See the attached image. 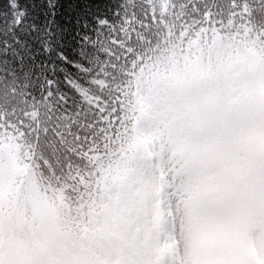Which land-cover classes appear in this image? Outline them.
<instances>
[{
    "label": "trees",
    "instance_id": "16d2710c",
    "mask_svg": "<svg viewBox=\"0 0 264 264\" xmlns=\"http://www.w3.org/2000/svg\"><path fill=\"white\" fill-rule=\"evenodd\" d=\"M121 2L127 5L128 12H132L135 7L133 19L137 25L147 20V27L141 30L145 41L137 44V56L128 61L122 59L115 80L110 82L109 99L120 101L115 105L118 115L111 124L107 122L109 116L100 117L99 113H95V99L88 96L75 98L73 107L82 104L84 108L80 117L73 121L78 127L73 128L72 123L61 113L62 123L57 125L59 132L56 137L52 138L49 135L48 139H44L42 136L38 144L34 131L36 128L44 130L42 123L47 113L33 107V102L26 98L30 90L25 86L26 77L19 76V84L17 77L0 82L7 85V88L0 87V123L5 121L6 115L12 116L15 112L16 115L12 117L18 122L15 126L20 129L18 125L24 121L25 128L30 131L27 134L24 131L22 133L25 138H33L36 142L34 149L29 150V146H24L17 151L18 158L10 159L15 170L12 174L5 175L9 177V186L13 188L9 197L12 200L16 195L20 197L23 194L26 188L24 183L28 179L27 173L31 171L29 153L34 152L60 156L59 169L47 174L36 173L38 185L34 184L37 192H40V189L53 195L59 190L62 191L63 203L55 202L53 204L55 207L62 209L69 207L71 211L82 208V211H86V205L82 206L84 203L98 205L100 202H124L120 194L114 192L117 189V182H120L125 190L130 187V179L121 177V172L137 166V160L134 159L137 151H134V145L142 143L137 135V128L144 121L143 112L135 106V92L139 91L145 106L153 108L152 116L161 122L160 111L170 116L174 107L176 115L180 116L179 107L182 105L180 99L201 112L206 127L204 123L202 126L208 132V143L211 146L208 148V155L209 157L218 155L222 158L219 173L216 175L220 177L219 180L216 179L215 185L218 190L214 195L210 194L209 201L218 202V208L215 205L210 207L213 212L220 213L222 208L219 205L222 200L216 195H220L222 187H226L232 178L229 175V160L233 161L236 169L233 178L237 182L232 187L235 195L243 191L248 180L256 183L258 175L264 176V94L257 96L254 101L248 99L252 107L248 113V120H245L247 118L245 117L242 121L247 127L258 128L259 139L252 140L249 143L250 150L246 151L240 150L236 144L239 135L245 130L238 125L241 121L237 123L238 113L235 111L225 114L208 109L202 103V100L207 101L208 95L201 94L200 85L208 74H213L212 67L224 61L232 73L240 75L239 68L229 59V55H233L236 49L234 44L242 41L238 32L239 27L230 29L226 20L230 12H234L236 16V12L241 11V2L246 3L248 14L245 17H248L253 31L258 34L253 45L257 50H264V0H166L165 8L161 7V0H102L95 4L85 2L84 6L91 8L92 14H100L106 8L115 7L116 3ZM36 6L37 11L28 7L30 16H36L46 10L44 0H36ZM56 11L65 19L80 14L77 0H56ZM240 47L241 49L237 48L239 58L246 63L243 47ZM3 67L5 70H11L12 65ZM262 70L261 76L264 78V65ZM215 77H211L213 82L210 83H214ZM165 82L174 89L182 86L184 89L182 95L179 96L176 90L169 94L164 86ZM13 90H17L15 96L10 94ZM226 90L218 88L221 93H218L217 100H231ZM6 104L11 105L12 111L4 109ZM142 110L148 111L146 108ZM260 115L262 119L259 121ZM9 123L8 127L3 129L15 127H10ZM17 143L24 144L20 141ZM237 150L246 154L245 159L237 156ZM49 160L48 157L44 159L45 165L50 164ZM195 183L197 184L196 180ZM196 188L199 189L197 186ZM45 196L42 195L41 198L47 200ZM16 203L17 201L6 203L0 199V228L3 226L2 217L5 210ZM124 214L126 216L127 212ZM83 222L86 220L83 219ZM85 241L92 244L96 242L87 236ZM87 248L91 253L97 251L94 247Z\"/></svg>",
    "mask_w": 264,
    "mask_h": 264
},
{
    "label": "rangeland",
    "instance_id": "374dc122",
    "mask_svg": "<svg viewBox=\"0 0 264 264\" xmlns=\"http://www.w3.org/2000/svg\"><path fill=\"white\" fill-rule=\"evenodd\" d=\"M165 6L166 0H161V7ZM254 55L249 59L254 60ZM213 76L216 80L222 79L223 68L215 67ZM164 86L169 94L176 90L180 96L184 91L182 86L174 89L167 82ZM257 88L258 85L252 84L253 96ZM179 101L182 104L180 116L176 115L174 107L170 116L160 111L162 122L152 116L153 108H147L143 99L138 102L148 111H143L145 122L138 128L142 143L134 146L137 166L121 172L124 177H133L130 187L125 190L118 184L114 193L120 194L124 202H106L98 208L93 227L84 229L80 236L86 235L101 246L109 247V253L96 257L87 248H93L92 243L85 238L77 239L67 228L56 227L62 216L58 211L55 213V206H49L35 193L25 197L30 203L35 202L32 216L23 218L18 213L13 220L16 225L27 226L28 238L22 241L11 236L0 249L6 252L13 245L26 257L22 264H30L27 259L32 264H91L86 256L93 258L94 264H119V256L129 258L132 264H220L216 257L223 258L225 254L228 264H264V185L255 187L256 184L248 180L247 189L252 191L237 195L232 192L233 184L228 186L227 193L217 196L222 200L219 205L222 210L234 212L233 221L229 224L226 216V222L213 217L207 207L209 194L203 197L195 183V177L202 183L220 178L215 175L219 171L208 170L204 151L209 145V135L205 130L199 134L200 123L194 118L196 111L187 101ZM242 107L248 111L250 104L244 103ZM186 111L191 118L185 115ZM17 123L12 118L9 125L14 127ZM3 128L5 124L0 123V199L11 189L9 177L5 176L15 170L10 159L22 147L36 144L35 140L27 138L22 139L24 144H19L12 136L13 131ZM257 139L258 135L250 130L241 133L236 144L247 151L249 143ZM228 164L233 178L234 164L231 160ZM34 195L38 197L35 201ZM209 203L218 208V202ZM6 229L4 226L2 232ZM74 249L78 250L72 252ZM3 262L11 264L7 260Z\"/></svg>",
    "mask_w": 264,
    "mask_h": 264
},
{
    "label": "snow or ice",
    "instance_id": "6c2138e0",
    "mask_svg": "<svg viewBox=\"0 0 264 264\" xmlns=\"http://www.w3.org/2000/svg\"><path fill=\"white\" fill-rule=\"evenodd\" d=\"M85 2L102 0H77L80 14L65 19L57 14L56 0H44L46 10L36 16H30L27 10L31 7L37 11L36 0H0V25H4L0 27V82L17 77L19 84L18 77H26L25 86L30 89L26 98L33 107L47 113L44 130L34 131L38 144L42 136L56 137L61 113L73 128L78 127L73 121L84 108L82 104L73 107L75 98L95 99V113L109 116L107 122L111 124L118 115L115 105L120 101L109 99L110 82L116 78L120 61L137 56V44L145 41L141 30L147 27V20L137 25L133 19L135 7L128 12L121 2L103 13L92 14ZM9 64L11 70H5L3 66ZM0 87L7 85L0 83ZM16 91L10 94L15 96ZM4 109L12 111L10 104ZM15 115L5 116V127ZM18 126L25 134L30 131L24 121Z\"/></svg>",
    "mask_w": 264,
    "mask_h": 264
}]
</instances>
